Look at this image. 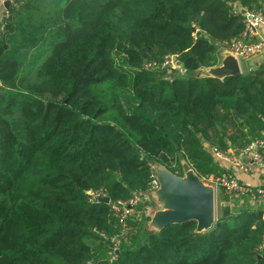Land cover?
I'll return each instance as SVG.
<instances>
[{
    "label": "trees",
    "instance_id": "obj_1",
    "mask_svg": "<svg viewBox=\"0 0 264 264\" xmlns=\"http://www.w3.org/2000/svg\"><path fill=\"white\" fill-rule=\"evenodd\" d=\"M14 2L0 31V264H264V211L248 199L208 231H144L152 162L182 174L181 155L207 181L226 171L214 148L264 138V62L190 76L248 41L234 5L264 0ZM169 54L185 74L146 66ZM134 197L115 252L111 204Z\"/></svg>",
    "mask_w": 264,
    "mask_h": 264
},
{
    "label": "water",
    "instance_id": "obj_2",
    "mask_svg": "<svg viewBox=\"0 0 264 264\" xmlns=\"http://www.w3.org/2000/svg\"><path fill=\"white\" fill-rule=\"evenodd\" d=\"M11 1L4 3L9 8ZM9 28V26H7ZM220 60L214 66H203L192 71L195 77H214L224 80L227 77L243 74L240 59L227 47L218 53ZM204 140L203 136H200ZM182 174L175 173L165 165L152 162V168L159 188L146 193V205L152 209L149 220L145 224V233H159L171 224L183 223L189 220L197 222L196 232L208 231L218 220L216 186L203 180L193 166L180 155ZM102 202L109 203L110 197L104 196ZM231 212L230 201L223 205V215Z\"/></svg>",
    "mask_w": 264,
    "mask_h": 264
},
{
    "label": "built area",
    "instance_id": "obj_3",
    "mask_svg": "<svg viewBox=\"0 0 264 264\" xmlns=\"http://www.w3.org/2000/svg\"><path fill=\"white\" fill-rule=\"evenodd\" d=\"M6 1L7 0H0V3L4 4ZM10 1L11 4L15 3V0ZM244 14L246 16L245 22L249 36L248 41L237 40L231 43V45L226 46L240 59V61L247 60L264 49V39H255L259 28L264 25V12L261 10L246 9ZM4 16H9L7 9L5 10ZM146 66H150L152 68L160 67L161 69L166 70L169 76L173 73L174 69L180 70L181 72L183 70L182 67H179L176 57L170 54L165 56L162 62L154 61L147 63ZM212 151L217 160L228 162L243 171L249 170V167L242 158H236L234 155L228 154L227 152H223L216 148ZM240 152L243 156L252 158L253 162L258 166L264 167V138H256L252 140L245 148L241 149ZM152 178L153 180L148 192L159 188V182L154 173L152 174ZM206 182L215 185L216 189L217 187L222 188L228 199L233 203H242L246 199H252L253 197L262 205V211H264V186H249L241 182L240 179L229 170L207 179ZM90 196L91 201H100L105 194L102 191H91ZM138 202V197H134L128 201L118 200L111 204L113 211L123 226V230L121 232L110 237L111 248L115 252H118L122 240L126 237L127 233H129L128 219L133 215ZM100 234L107 238V235L103 233ZM260 248L264 249V237L263 245H261Z\"/></svg>",
    "mask_w": 264,
    "mask_h": 264
},
{
    "label": "crops",
    "instance_id": "obj_4",
    "mask_svg": "<svg viewBox=\"0 0 264 264\" xmlns=\"http://www.w3.org/2000/svg\"><path fill=\"white\" fill-rule=\"evenodd\" d=\"M234 6L238 10L243 11V13H245V10L248 9V8H243V6L239 2H237ZM5 9H6L5 6L0 3V31L4 27L3 17H4ZM261 38L264 39V25H262L259 28L258 34L255 37V39H261ZM223 47H226V46H220L218 48V51ZM220 59L221 58L219 56L218 61ZM263 62H264V49L261 50L259 53L251 56L249 59L241 61V65H242V68L244 71L245 70L251 71L252 69H255L256 67H258ZM244 71H243V73H244ZM181 73L185 74L186 70L183 69ZM190 76H192V72H190ZM227 153L234 155L236 158H242L245 161V163L247 164V166L249 167V170L243 171V170L238 169L235 165H231L228 162L219 161L221 163L222 167L225 168V170H229V171L233 172L240 179L241 182H243L249 186H253V187L264 186V167L258 166L256 163L253 162L252 158L243 156V154L240 151H236V150L231 148L227 151ZM227 198L228 197L224 193V190L222 188H220L219 193H217V216H218V212L223 211V205H224V202L227 200ZM248 201L251 203L250 204L251 206H253V205L256 206V204L258 203L256 201V199L253 197H252V199L249 198ZM235 203L241 205L243 202L242 203L235 202ZM235 203L230 201V209L233 206H235ZM151 204L152 203H150V206H148V212H147L148 214H150L151 209H152ZM255 206H253V207H255Z\"/></svg>",
    "mask_w": 264,
    "mask_h": 264
},
{
    "label": "rangeland",
    "instance_id": "obj_5",
    "mask_svg": "<svg viewBox=\"0 0 264 264\" xmlns=\"http://www.w3.org/2000/svg\"><path fill=\"white\" fill-rule=\"evenodd\" d=\"M3 5H4V4H3ZM6 9H8V8H6ZM6 9H5V10H6ZM4 13H5V12H4ZM243 71H244V70H243ZM219 191H220V188L217 187V193H219ZM100 201H102V200L100 199ZM222 216H224V215H223V211H222V212H218V217L220 218V217H222ZM144 229H145V228H144Z\"/></svg>",
    "mask_w": 264,
    "mask_h": 264
}]
</instances>
